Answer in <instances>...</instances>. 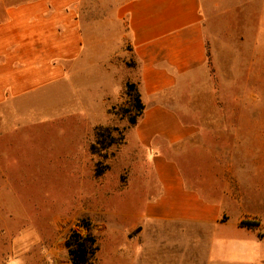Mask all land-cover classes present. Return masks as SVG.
Masks as SVG:
<instances>
[{"label": "crops", "instance_id": "1", "mask_svg": "<svg viewBox=\"0 0 264 264\" xmlns=\"http://www.w3.org/2000/svg\"><path fill=\"white\" fill-rule=\"evenodd\" d=\"M104 39L129 41L144 105L113 145L143 160L120 190L128 236L113 254L264 264V0H0V120L18 124L0 128V149H20L18 121L102 58ZM25 235L0 264H44ZM163 247L173 259L155 256Z\"/></svg>", "mask_w": 264, "mask_h": 264}, {"label": "rangeland", "instance_id": "2", "mask_svg": "<svg viewBox=\"0 0 264 264\" xmlns=\"http://www.w3.org/2000/svg\"><path fill=\"white\" fill-rule=\"evenodd\" d=\"M101 47L104 56H90L70 85L54 93L47 109L38 104L29 119L18 121L20 149L9 144L0 149L5 163L0 175L8 176L0 180V191L16 194L13 213L0 207L3 262L10 258L14 240L36 233L42 263L72 264L65 242L74 230L87 235L82 223L86 221L100 246L90 264H134L133 249L121 256L113 251L125 245L128 236V216L122 212L128 199L120 190L130 177L129 164L142 168L143 160L127 158L119 144L95 153L91 146L97 128L111 131L122 144L125 129L134 126L129 119L137 112L134 96L140 72L128 40L120 44L104 39ZM6 120H0V128L17 124ZM168 235L165 238H172ZM163 248L155 256L173 259V248ZM47 250L52 253L45 257Z\"/></svg>", "mask_w": 264, "mask_h": 264}, {"label": "trees", "instance_id": "3", "mask_svg": "<svg viewBox=\"0 0 264 264\" xmlns=\"http://www.w3.org/2000/svg\"><path fill=\"white\" fill-rule=\"evenodd\" d=\"M131 87L134 88L133 86ZM134 100L137 112L135 116H131L129 119L132 125L137 123V118L141 117L144 111L140 93L137 92L135 94ZM95 138L96 142L91 146L93 153L107 150L118 143V140L112 135L111 131L106 134L100 128L95 130ZM97 145L101 146L100 150L96 149ZM82 223L83 227L88 231V234L82 235L79 231L74 230L65 242V247L67 248L72 264H90L100 249L97 238L89 233V224L86 221H82Z\"/></svg>", "mask_w": 264, "mask_h": 264}]
</instances>
